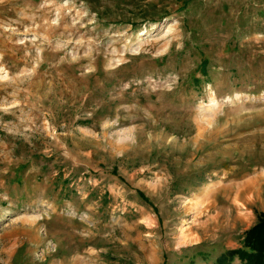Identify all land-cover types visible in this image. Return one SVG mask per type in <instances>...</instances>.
I'll list each match as a JSON object with an SVG mask.
<instances>
[{
  "label": "rangeland",
  "instance_id": "rangeland-1",
  "mask_svg": "<svg viewBox=\"0 0 264 264\" xmlns=\"http://www.w3.org/2000/svg\"><path fill=\"white\" fill-rule=\"evenodd\" d=\"M261 217L264 0H0V264H215Z\"/></svg>",
  "mask_w": 264,
  "mask_h": 264
},
{
  "label": "trees",
  "instance_id": "trees-1",
  "mask_svg": "<svg viewBox=\"0 0 264 264\" xmlns=\"http://www.w3.org/2000/svg\"><path fill=\"white\" fill-rule=\"evenodd\" d=\"M235 258L242 264H264V217L245 233L242 247L228 250L215 264H230Z\"/></svg>",
  "mask_w": 264,
  "mask_h": 264
}]
</instances>
